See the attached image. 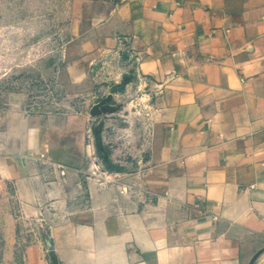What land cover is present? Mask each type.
Listing matches in <instances>:
<instances>
[{"label": "crops", "instance_id": "obj_1", "mask_svg": "<svg viewBox=\"0 0 264 264\" xmlns=\"http://www.w3.org/2000/svg\"><path fill=\"white\" fill-rule=\"evenodd\" d=\"M72 31L84 106L0 128L27 264H264V0H77Z\"/></svg>", "mask_w": 264, "mask_h": 264}, {"label": "rangeland", "instance_id": "obj_2", "mask_svg": "<svg viewBox=\"0 0 264 264\" xmlns=\"http://www.w3.org/2000/svg\"><path fill=\"white\" fill-rule=\"evenodd\" d=\"M75 1L0 0V128L15 109L49 113L84 106L83 87L63 77ZM10 190L0 183V264H27L26 247L42 226L21 219Z\"/></svg>", "mask_w": 264, "mask_h": 264}, {"label": "water", "instance_id": "obj_3", "mask_svg": "<svg viewBox=\"0 0 264 264\" xmlns=\"http://www.w3.org/2000/svg\"><path fill=\"white\" fill-rule=\"evenodd\" d=\"M126 78H127V77H126ZM108 101H110V98L105 99V100L102 101L99 105L95 106V107L93 108V110H92V114H94V115L101 114L102 111L105 109V108H104V105H105Z\"/></svg>", "mask_w": 264, "mask_h": 264}]
</instances>
